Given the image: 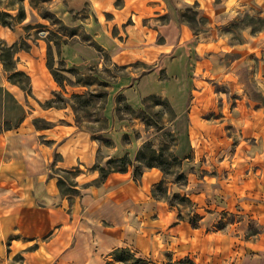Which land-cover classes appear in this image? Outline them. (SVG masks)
Returning a JSON list of instances; mask_svg holds the SVG:
<instances>
[{
  "label": "rangeland",
  "instance_id": "rangeland-1",
  "mask_svg": "<svg viewBox=\"0 0 264 264\" xmlns=\"http://www.w3.org/2000/svg\"><path fill=\"white\" fill-rule=\"evenodd\" d=\"M66 6V0H0L1 10L14 17L24 15L20 22L10 20L11 27L1 29L0 25V58L5 60H0V74L7 84L31 94L30 77L17 66L19 53L39 51L52 78L54 71L61 83L54 79L58 88L50 100L40 104L71 111L76 126L88 132L98 146L100 164L94 166L106 172L126 168L138 177L148 169L145 164L151 149L161 151L165 158L173 153L181 167L172 166V174L166 177L167 201L172 205L158 200L178 220L195 222L206 232L238 237L234 249L246 248V242H254L259 235L264 247V211L257 215L237 205L234 210L224 209L225 199L230 204L241 203L234 194L226 197L231 187L235 193L234 188L242 186L241 178L255 172L264 183V36L259 39V51L256 40L264 28V7L246 5L236 11L234 19L212 28L233 50L219 57L220 72L211 73L214 78H210L196 72L198 57L183 47L154 67L142 62L116 66L86 32L83 23L90 18L86 6L77 11H68ZM181 16L197 40L213 36L208 21L193 8H185ZM241 46L248 51H241ZM231 63V69L225 68ZM230 75L234 78L229 81ZM22 116L13 93L0 87V132L15 128ZM192 122L200 125V134L191 131ZM34 124L46 125L41 120ZM108 160L117 161L107 164ZM176 171L184 173L185 183H174ZM54 172L63 183L60 190L66 193L77 172ZM244 253L254 251L249 248ZM176 262L162 256L154 264ZM9 263L0 258V264ZM222 264H235V257Z\"/></svg>",
  "mask_w": 264,
  "mask_h": 264
},
{
  "label": "crops",
  "instance_id": "crops-1",
  "mask_svg": "<svg viewBox=\"0 0 264 264\" xmlns=\"http://www.w3.org/2000/svg\"><path fill=\"white\" fill-rule=\"evenodd\" d=\"M249 4L263 8L264 0H66L68 11L85 6L89 10L90 18L83 23L86 32L114 65L142 62L154 67L183 47L198 57L196 72L210 78L220 72L219 57L233 50L214 35L215 25L234 19L236 11ZM185 8L208 21L213 38H194L188 24L181 22ZM256 35V40L263 37L264 28ZM246 46L241 51H248ZM32 50L19 53L17 65L30 77L29 96L0 74V87L11 91L23 110L15 128L0 132V258L9 264H113L109 254L128 248L152 264L162 256L174 261L187 256L197 264H222L232 257L235 264H264L260 235L237 250L233 244L238 237L178 220L165 202L152 196L163 177L158 168L145 170L138 180L128 170L110 172L98 182L99 172L93 168L100 164L97 144L76 126L68 108L40 104L58 87L42 53ZM233 78L230 75L229 81ZM34 120L46 125L37 127ZM191 125L193 133H201L200 125ZM57 169L78 170L66 193L58 186ZM240 182L242 186L234 188L235 193L231 187L226 197L234 194L241 203L225 199L224 209L237 205L257 215L264 211L261 176L254 172ZM249 248L254 254L244 253Z\"/></svg>",
  "mask_w": 264,
  "mask_h": 264
},
{
  "label": "trees",
  "instance_id": "trees-1",
  "mask_svg": "<svg viewBox=\"0 0 264 264\" xmlns=\"http://www.w3.org/2000/svg\"><path fill=\"white\" fill-rule=\"evenodd\" d=\"M43 16H44V18L47 17L46 15H43ZM14 18L16 19L17 22H20L21 20H23L24 15H21V13H18V15L16 17H14L10 13H8L7 11H3L0 9V25L1 26L11 27L10 20H14ZM0 60L5 63L4 59L0 58ZM47 65L49 68H51V65L49 64V62H47ZM4 66H5V64H4ZM9 70H12V68ZM17 73H19V72H17ZM52 75H53L54 79L59 83L58 78L56 77L54 71H52ZM59 84H61V83H59ZM168 159H169V161H168ZM115 161H117V160H108L107 164H110V163L115 162ZM119 161L124 162V159H119L118 162ZM154 161L157 163H153ZM126 164H128V163H126ZM172 166L181 167V160L176 155H174L173 153H170L168 158H165L164 154L161 151L159 153H155V151L152 149H151L150 157L145 164V167H147L148 169L149 168H158L163 175V179L160 180V182H158L154 186V189L152 190V196L154 198H157V199L160 198V199L166 201L168 203V205H170V206L172 204L167 201L168 195L166 194L165 184H166L167 175L172 174V172H170V168ZM93 168L97 169L99 172L98 182L103 181L106 178V176L111 172V171L106 172V170L100 166H94ZM75 172H77V170H75ZM112 172H115V171H112ZM116 172H126V168L125 169H119ZM141 174H142V172H140L138 174V177L134 174L133 175L134 179L138 180V178ZM174 175H175L174 183H176L179 180L182 182L184 181V183H185L186 177H185L184 173H182L180 171H176V172H174ZM62 185H63V183L61 181H58V186L60 188ZM66 190H69V189L67 188V189H65V191ZM156 190H159V191L165 193L166 194L165 197L164 196H161V197L157 196ZM173 197L180 198V200H182V201L183 200L189 201V200H187L186 197H184V196L180 197V195H178V194H173ZM190 224L194 228L197 227V224L195 222H191ZM109 256H110V259L112 261H116V262H119L121 264H152V262L149 260H146L142 257H137L136 254L134 252H132L131 250H129L128 248H116L109 254ZM175 264H197V263H195L192 259L185 257V258H181V259L177 260V262Z\"/></svg>",
  "mask_w": 264,
  "mask_h": 264
}]
</instances>
